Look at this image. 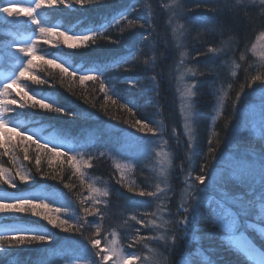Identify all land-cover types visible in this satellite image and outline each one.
Masks as SVG:
<instances>
[{"label":"trees","instance_id":"trees-1","mask_svg":"<svg viewBox=\"0 0 264 264\" xmlns=\"http://www.w3.org/2000/svg\"><path fill=\"white\" fill-rule=\"evenodd\" d=\"M6 1L0 0V7ZM245 5L248 6L247 10ZM44 14L65 30L74 27L78 29L77 33H88L97 29V33L102 34L97 37L95 44L86 48L56 50L45 44H37V51L43 59L39 63L33 60L30 75L20 77L17 81L24 92L43 98L72 115H57L34 108L20 109V97L16 95L15 87L7 99L15 98L17 104L8 105L0 98V116L5 120L12 117L18 125L31 123L29 129L61 134L75 148L81 147L74 151L75 156L79 157L76 163L80 165V173L92 179L80 178L72 162L63 156L53 160L50 165L51 155L38 151L35 144L28 143L25 146L19 139L0 141L3 144L0 147L1 167L16 175L19 174L16 169L23 168L24 160L25 166L31 171V176L26 175L27 182H21L17 176L15 184L59 191L76 203L79 212L74 218L76 221L65 219V210L54 211L58 208L55 204L37 209L40 215H33L30 211L0 214L1 223L40 227L47 231L44 235L52 241L51 244L37 241L9 248L12 255L0 257V264H80L72 255L74 245L88 247L98 261L95 256L97 249L91 247L90 241L109 235L104 232L114 225L113 222L119 230L122 245L129 251H135L146 264H250L230 243L222 241L221 237L226 234L212 225L205 212L171 249L154 239H139L131 245L128 243L133 233L138 234L139 238L168 234L163 221L169 219L170 213H175L182 198L187 195V174H199L200 165L207 157L209 140L214 143L219 141L217 146L221 158L226 155L244 158L255 161L257 166L264 159V133L258 137L244 130L234 140L235 144L230 143L235 127L248 106L262 108L263 112L259 115L264 117V98L257 97L261 92L259 86L248 91L233 109L240 86L252 75L264 74V6L260 0H97L79 8L76 5L71 6V9L65 6L51 8L49 14L46 11ZM3 16L0 14V20ZM18 20L21 21V29H30L29 19L22 12L15 22ZM140 24L144 27H139ZM22 32L32 31H21L6 26L4 22L0 23V62L10 64L3 72L11 76L18 75V61L8 51L11 44L14 47L18 45L13 38L15 34L23 38L25 34ZM106 37L119 39V45L107 42ZM124 57L128 63L118 67ZM27 59L22 58L25 63ZM48 59H55L57 63H70L73 66L69 69L76 70L78 67L80 73L76 70L77 78L73 79L62 74L58 68L46 64L45 60ZM87 72L103 74L102 78L111 89L109 95L118 100L116 105L100 91L98 82H79V75ZM191 72L198 74L192 76ZM201 72L204 74L200 75ZM153 75L156 76L155 82L152 80ZM32 76L47 83H36L30 78ZM132 82H135V86H132ZM189 83L198 84V88L193 89L198 94L191 101L195 109L193 131L196 141L191 151L189 139L185 135L186 120L181 114L183 94ZM121 103L132 107L135 115L121 108ZM136 119L147 122L152 132L147 129L137 132L130 126ZM230 119L232 123L229 125ZM11 127L9 123L8 128ZM104 127L119 129L141 140L150 139L154 148L158 147L155 142L157 139L165 145L174 163L166 199L158 189L159 177L153 162L149 160L153 158L152 155L139 158L127 179L120 177L118 157L114 156L116 150L109 146L111 142L108 137L98 132ZM91 144H95L96 148L89 147ZM229 145L238 147L231 149ZM6 148L9 150L7 155ZM97 148L100 149L96 151ZM37 158L40 159L39 165L36 164ZM19 162L22 163L17 167ZM88 163L92 166L85 167ZM45 176H54L55 179ZM90 184L95 189L105 186L107 188L104 191L100 189V192L108 193L103 196L96 192L88 196L87 204L99 210L93 218H87L82 213L86 207L78 202L79 192L82 195L86 193ZM0 185L2 189L8 188L4 181ZM219 187L233 197L244 195L253 202L254 211L241 223L259 217L260 210L256 211V208L264 207V185L259 179L241 185L223 174ZM140 190L157 192L159 199L141 197L136 194ZM115 210L118 212L115 213ZM101 213L103 220L99 219ZM45 215L57 219L58 223L67 220L66 227L70 230L65 232L53 226L44 219ZM133 216L148 222L149 227H142L129 219ZM127 221L133 225L128 226ZM135 225L139 232L137 229L135 231ZM91 227L99 231V235L93 233ZM79 232H83V236ZM257 234L248 233L264 250V240Z\"/></svg>","mask_w":264,"mask_h":264},{"label":"snow or ice","instance_id":"snow-or-ice-1","mask_svg":"<svg viewBox=\"0 0 264 264\" xmlns=\"http://www.w3.org/2000/svg\"><path fill=\"white\" fill-rule=\"evenodd\" d=\"M16 0H8V3L0 7V14H3L7 18H12L16 20L19 18L20 13L23 12L30 22L36 25L39 28V32L43 37H60L62 38V44L67 46L70 49L75 48H86L90 44H95L97 37L101 36V33H68L65 31H58L52 27H45L41 25L40 20L38 19L36 10L44 6H53V5H63L66 7H71L73 5H79L81 7L86 6L90 3L97 2V0H36L33 6L26 8L17 9L15 5ZM260 4L264 6V0H260ZM183 7V5H180ZM247 5L245 9L247 10ZM126 19V17H124ZM119 23V21L117 22ZM131 23V22H130ZM139 27L143 28L144 25L140 24ZM107 42L119 45V39H113L111 37L105 38ZM47 42V41H46ZM210 51H215V49H210ZM16 52L19 53L16 57L18 64V76L25 77L29 70L33 67V60L36 59L35 48L32 42L29 40L21 46L16 47ZM206 55V53H202ZM21 57H27L26 63ZM43 59V57H41ZM243 59V57H241ZM122 63L118 67H123L124 63H128L126 57L122 58ZM45 63L58 68L62 74H65L73 79L77 78V71L70 70L69 67L64 66L62 63H57L55 59L45 60ZM147 64L148 62L145 61ZM239 66V65H238ZM191 71V70H190ZM197 72H191L192 76H197ZM203 75L204 72L199 73ZM233 76L236 75L235 72L232 73ZM36 83H47L46 81H39L37 77H30ZM79 82L83 84L85 81H96L99 83L100 91L103 92L108 100L111 101L113 105L118 103V100L112 99V95H109L111 89L107 85L106 81L102 78V75L96 73H84L79 75ZM17 76L13 75L8 81L3 85H0V98H3L4 103L8 105L17 104V100L7 99V95L11 94L12 88L19 87L17 83ZM153 82L156 81V76H152ZM132 86H135V82H132ZM256 86L260 87L261 96L264 97V74H255L252 75L244 84L240 86V91L235 96V102L233 109H235L241 102L243 96L247 94L248 91L254 90ZM197 83H189L187 87L186 96L189 101L192 97L196 96L198 93L194 92L193 89H197ZM115 94V93H113ZM20 97L19 108H34L40 110H47L49 112L65 115H72L69 113L63 112V109L57 106H54L51 103H47L43 98H36L35 95H29L28 92L20 90L16 93ZM31 102V103H29ZM191 106V105H190ZM121 108H125L128 112L135 115L132 107H129L127 104H120ZM234 119V117H233ZM11 123L12 127L8 128V124ZM232 123V120H229V125ZM135 128L137 132H143L145 129L148 132H152V128L149 127L147 122H142L139 119H136L131 125ZM138 126V127H137ZM185 128H188V125H185ZM17 129H22L20 125L14 123L13 118L9 117L8 120H5L3 116H0V131L6 130L8 133L15 134L20 137L21 141L25 143L35 144L38 151L43 153L50 154L52 160L49 161L51 165L52 161L63 156L67 160L72 162L73 167L77 172H80V165L76 163V156L70 154L69 151L60 148L56 143L41 141L35 133L29 134L26 130L18 131ZM155 135V133H153ZM36 136V139H33V136ZM190 151L195 148L194 139L189 133L188 140ZM219 143H214L212 140L208 141L209 149L205 162L200 165L199 174H193L189 172L186 176L185 183L187 184V195L182 198V202L177 207L175 213H170L169 219L163 221V226L168 228L167 235L152 236V237H140V239H154L162 242L165 248L171 249L172 246L176 245L179 242V239L185 236L189 229L195 225V222L198 217L201 216L202 212H205L210 218L212 225L221 229L226 235L222 236V241L230 243L237 251L243 254L248 259H252L256 254V247L252 244L251 241L244 236L243 232H239L241 227V222L244 218L248 217L253 209V202L249 199H246L244 195L233 197L229 193L219 187L223 174H227L229 179H235L241 185L248 184L251 181H256L259 179L260 183L264 185V159H262L257 166L255 161L247 160L244 158H236L234 156H226L221 158L219 155L220 148L217 146ZM0 147H3V144H0ZM124 147L129 151L138 147V144L128 143ZM5 152H8V149H5ZM191 158V157H189ZM25 159H27V153L25 154ZM36 164H40V159H36ZM85 167H91L90 163L85 164ZM119 167V166H118ZM2 169H0V174H2ZM19 175V174H17ZM55 179V177H47ZM21 182H27L28 177L24 175H19ZM6 183H9L13 188L16 187L14 178H11ZM94 192L99 193L100 195L106 196L107 192H100V189H92ZM131 191V189H129ZM210 191H215L218 194L216 196H207V193ZM160 192H164V189H160ZM137 195L141 197H155L159 199L158 193L154 191H145L140 190ZM165 197H168V194L165 193ZM38 208H49V204L40 201L39 203L33 201L32 199L26 197H19L14 200H11L6 203H0V214H19L25 212H31L33 215H40L36 210ZM54 211L59 212V208L54 209ZM99 210H93L90 208H85V212L88 216L95 215ZM260 216L264 218V207L260 209ZM44 219L48 220L50 224L55 227L62 228L63 231L68 232L70 229L66 227L68 225L67 220H61L59 223L57 219L52 216L45 215ZM100 220H103V214L99 216ZM135 221L136 224L141 225L142 227H149L148 222H145L142 218L138 219L136 216L131 218ZM155 227H161V225H154ZM139 232V229H137ZM239 232V234H238ZM83 236V232H79ZM99 235V231H97ZM40 243H49L52 241L45 235H26L21 234L20 232H9L4 235H0V257H7L12 255L8 249L16 248L31 244L33 242ZM91 247L97 249L95 256L98 257V261H93V264H107L113 256H117V250L115 248H106L100 249V240L90 241ZM132 259L139 260L140 257H131L129 258V264ZM261 264H264V261H261Z\"/></svg>","mask_w":264,"mask_h":264},{"label":"rangeland","instance_id":"rangeland-1","mask_svg":"<svg viewBox=\"0 0 264 264\" xmlns=\"http://www.w3.org/2000/svg\"><path fill=\"white\" fill-rule=\"evenodd\" d=\"M35 2H36V0H16L14 6L17 9L26 8L29 6H33L35 4ZM5 3H8V0ZM61 6H63V5H53L51 7L46 5L40 9H37L36 13H37L38 19L40 20L41 25H43L45 27L55 28L58 31L75 33L76 28L70 27L68 30H65L58 23H53V21L50 20V18L48 17L47 14L46 15L44 14L45 11L49 14L51 8L57 9ZM76 7L79 8L81 6L76 5ZM66 9H71V7H66ZM38 13H40V15H38ZM1 18L2 19L0 21L4 22L6 26H10V27H13L14 29L21 30V31H22V29H23V31H27V30L32 31L28 34L31 35V42L35 48V54H36V59H34L35 63L36 62L39 63L42 60L40 52L37 51V44L40 46L45 44V45H48L50 48H53L56 50H67V49L72 50V49H70L67 46L62 44V38H60V37H51V38L43 37L41 35V33L39 32V28L36 25L32 24L30 22V20L28 22L30 29H26L24 27L21 29V27H20L21 21L18 20L17 22H15V20H13L12 18H7L6 16H3ZM97 32H98L97 29H93L90 31V33H97ZM14 41H16V44L21 46L24 43L28 42L29 38L22 40V39L18 38L17 35L15 34ZM16 47H14L11 44L10 50L8 51V54H10V56H13L14 59H16V57L18 55H20L19 53L16 52ZM22 58H24V57H21V59ZM6 63L7 64L5 65L4 63L0 62V85H3L6 81H8L12 77L11 75L5 74L3 72L10 65L8 62H6ZM97 74L103 76L102 73H97ZM28 75H30V72L28 73ZM17 78H18L17 79V81H18L20 79V77L17 75ZM13 88H15V86ZM14 90H16V93H17L18 91H20L22 89L20 87H18ZM186 92L183 94L184 98L182 96V98L184 100H182V102H181V114H183L182 118L184 120H186V125H188V128H186V131H185V135H186L187 139H189V133H191V135L194 139L193 122H194V117H195L194 116L195 115V113H194L195 109L193 108V103L191 102L192 99H191V101H189L188 97L186 96ZM258 96H259V98H262L261 92L257 95V97ZM258 107L259 106H257V105H251V106H248L247 109H245V111L241 115L240 122H238V124L235 127V131L232 135L230 143L235 144L234 140L244 130L248 131V133H250L254 136L262 137V134L264 133V117H262L260 115L262 114L263 109L258 108ZM259 113H260V115H259ZM30 126H31V123L30 124L29 123L22 124V125H20V127L22 129H17V130L22 131L24 129L29 134L35 133L36 136L39 137V139L41 141H48L50 143L54 142L60 148L69 151L70 154H72V155H76V153L74 151L81 148L80 147L77 149V148H75L76 146L67 143V141L63 138V135H59L57 133L50 132V131H39V132H37L31 128L29 129L28 127H30ZM102 134L105 136H108V139L111 142V144H114L113 147L116 150V155H114V156L118 157V164L117 165L119 166L118 171L120 173V177H122L123 179L124 178L127 179L129 176V173L130 174L132 173L134 166L138 164L139 158L148 157L149 155H152L153 158H151L149 160H151L153 162L154 170L156 171V175H158V177H159L158 189H159V191H160V189H164V192H160V194H163L164 197H165V193L168 194L169 178L171 175L170 173L172 171V164H174V163H172V160L167 153V149H166L165 145L160 140L157 139L155 141L158 143V147L154 148L152 146L151 142H149L150 139L141 140L136 136L134 137L133 135H131L129 133H126L124 131H119V129L116 130L112 127H107L105 129V131L102 132ZM36 136L34 135L33 139H36ZM4 139L5 140L6 139H9V140L19 139V140H21L19 136L15 135V134L8 133L6 130L0 131V141L3 142L2 140H4ZM117 139L120 142L117 141ZM194 142H196V141L194 140ZM22 143L25 146L28 145V143H25L23 141H22ZM128 143L138 144V147L129 151L128 149H126L124 147V145L128 144ZM236 147H238V146L229 145L228 148L235 149ZM7 153H6V155H7ZM226 156H230V155H226ZM14 157L20 161V159L17 156H14ZM77 158H79V157H76V159ZM21 163L20 162L17 163V167L20 166ZM22 164L24 165L23 168L22 167L18 168V170L16 169V171L21 175L23 174L24 176H26V175L31 176V171L27 166H25L24 160H23ZM0 169L7 172V174H5L2 171V174L0 175V176H2L0 182H2V181L5 182L11 178L15 179L17 176L19 177V175H17V173H16V175H13L8 170L4 169V167L0 166ZM79 176H80V178H82V177L87 178L83 174H81L80 172H79ZM87 179H92V178H87ZM7 185H8L7 189H2L1 188L2 186L0 185V203H6V202H9V201L14 200L16 198H19V197H26V198L32 199L33 201H35L37 203H39L40 201H44V203L49 204V206H51V204H55L56 206H60L70 216V217L67 216V214L65 213V216H64L65 219H70L71 221H76V220H74V218L76 217V213H79L77 211V205H76V203H73L72 200H69L65 194L57 193L55 191H47V190H40V191H35L34 193H31V191L38 189V187L31 188L32 186H29L28 184L20 185L19 183L16 184L15 188H13L9 183H7ZM90 185L91 186H88L87 192L84 193L83 195L81 194V192H79L80 196H78V202H79V204L85 205L86 208H90V209L95 210L96 208H92L91 206H89L87 204V199H89L88 196L91 197L92 193H96L92 190V189H95V186L92 184H90ZM106 188L107 187H105V186H101L100 189H102L104 191ZM215 195H217V192H215V191H210L207 193V196H209V197L215 196ZM165 199H166V197H165ZM90 200L95 201L94 198H90ZM163 204H166V203H163ZM261 208H262V206H260L259 208H256V211H259ZM84 211H82V213L85 216H87V218L96 217L98 214L96 212L95 215L88 216L86 214V212H84ZM117 212L118 211L115 210V213H117ZM115 215L118 216V214H115ZM129 219H131V218H129ZM113 223H114V225L111 226L106 232H104V233H110V234L105 235L103 238H100V249L115 248L117 250L118 255L113 256V258L111 260H109L107 262V264H129V258L140 257V256H138V254H136L135 251H129V250H127V248H125L122 245V239L119 238V230H117L118 228L116 226V223L115 222H113ZM6 224L10 225L9 223H6ZM1 225H3V223L0 222V226ZM127 225L132 226L133 223H130L129 221H127ZM241 225L242 226L239 229V232H243L244 236L247 237V239L249 241H251V240L248 238L247 233H246V231L249 230V228L251 230H253L254 232L264 234V218H261L260 215L256 219L250 218L249 220L245 221V223H241ZM98 226H99V228H101V224H99ZM29 227H31V229H33V230H32V232H30L29 234H26V235H29V236L30 235H44V233H47L46 230H43L40 227L31 226V225H29ZM90 229L92 230L93 233L97 234V231L95 228L91 227ZM134 229L136 231V229H137L136 225L134 226ZM97 230H98V228H97ZM17 231H19L20 233H25V231H23L21 229V227ZM239 232H238V234H239ZM4 234H5V232H3V230L0 231V235H4ZM127 236L129 237V235H127ZM138 236H139L138 234L133 233L131 235V241L128 244L131 245V243L133 241L138 242V240L140 239ZM256 252H259V251L257 250ZM72 255H73V258H75L74 260L79 262L80 264H93V261H97L96 258L94 257V254L88 249V247H82L81 248L79 246L74 245V251H73ZM261 261H264V256L258 257L257 260H255V262H256L255 264H261ZM70 262L72 263V261H70ZM135 263L146 264V261L143 260L141 257L139 260L132 259L130 261V264H135ZM148 264H156V263L150 262Z\"/></svg>","mask_w":264,"mask_h":264}]
</instances>
